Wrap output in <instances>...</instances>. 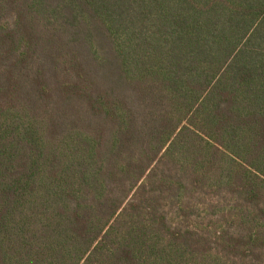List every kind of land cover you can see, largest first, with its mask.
I'll use <instances>...</instances> for the list:
<instances>
[{"label":"trees","instance_id":"trees-1","mask_svg":"<svg viewBox=\"0 0 264 264\" xmlns=\"http://www.w3.org/2000/svg\"><path fill=\"white\" fill-rule=\"evenodd\" d=\"M0 264H264V0H0Z\"/></svg>","mask_w":264,"mask_h":264}]
</instances>
